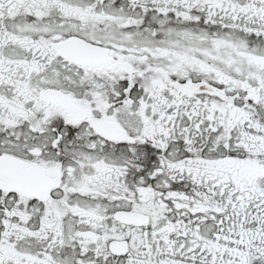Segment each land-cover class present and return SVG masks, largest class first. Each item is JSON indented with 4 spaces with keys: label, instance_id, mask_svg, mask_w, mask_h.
I'll return each mask as SVG.
<instances>
[{
    "label": "snow or ice",
    "instance_id": "1",
    "mask_svg": "<svg viewBox=\"0 0 264 264\" xmlns=\"http://www.w3.org/2000/svg\"><path fill=\"white\" fill-rule=\"evenodd\" d=\"M0 264H264V0H0Z\"/></svg>",
    "mask_w": 264,
    "mask_h": 264
}]
</instances>
